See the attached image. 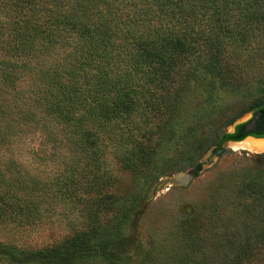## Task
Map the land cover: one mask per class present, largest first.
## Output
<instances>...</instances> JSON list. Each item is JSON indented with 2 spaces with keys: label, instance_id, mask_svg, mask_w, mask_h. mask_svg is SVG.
<instances>
[{
  "label": "trees",
  "instance_id": "1",
  "mask_svg": "<svg viewBox=\"0 0 264 264\" xmlns=\"http://www.w3.org/2000/svg\"><path fill=\"white\" fill-rule=\"evenodd\" d=\"M246 136L264 137V0H0V264H132L155 183ZM236 165L214 191L231 207L179 216L136 264H264V153Z\"/></svg>",
  "mask_w": 264,
  "mask_h": 264
},
{
  "label": "rangeland",
  "instance_id": "2",
  "mask_svg": "<svg viewBox=\"0 0 264 264\" xmlns=\"http://www.w3.org/2000/svg\"><path fill=\"white\" fill-rule=\"evenodd\" d=\"M249 118L250 114H245L239 120L246 121ZM225 130L230 131L231 127L228 126ZM35 140L36 138L32 141L27 138L26 143L30 146ZM220 149L227 151L225 156H219ZM260 153H264V149L254 151L247 148H234L230 143H224L220 148L211 147L204 153L201 158V171L197 176L193 171L188 170L161 177L139 206L138 219L130 230L129 241L122 256L132 264L138 263L152 235L163 237L170 231L171 225L179 216L189 214L197 207H208L213 196H216V203L220 207H231L225 201L226 191L220 190L218 194L214 192L219 183V174L235 169L237 161L244 156L250 157ZM121 178L123 182L127 181L126 174ZM58 231L59 227H53L43 232L29 230L17 235H19L18 240L29 243H50ZM7 236L8 234L0 231V240H6ZM219 245H221L220 240L215 238L209 240L208 253L214 259L220 251Z\"/></svg>",
  "mask_w": 264,
  "mask_h": 264
},
{
  "label": "bare ground",
  "instance_id": "3",
  "mask_svg": "<svg viewBox=\"0 0 264 264\" xmlns=\"http://www.w3.org/2000/svg\"><path fill=\"white\" fill-rule=\"evenodd\" d=\"M234 148H247L249 150H263L264 149V139H245L241 142L230 143Z\"/></svg>",
  "mask_w": 264,
  "mask_h": 264
},
{
  "label": "water",
  "instance_id": "4",
  "mask_svg": "<svg viewBox=\"0 0 264 264\" xmlns=\"http://www.w3.org/2000/svg\"><path fill=\"white\" fill-rule=\"evenodd\" d=\"M256 118H257V116H255L254 117V119L251 121V122H249L248 124H247V126L245 127V130H244V132L245 133H248L251 129H253V127L255 126V120H256ZM242 122H244V121H242V120H236L234 123H233V125H231L230 127H231V130L230 131H226L227 133H232V132H234V127H235V125H237V124H239V123H242ZM248 138H251V139H264V137L263 138H255V137H252V136H246L243 140H245V139H248ZM242 140V141H243ZM241 142V141H240ZM224 143H233V142H231V141H226V142H224ZM223 143V144H224ZM215 148V147H214ZM215 149H217V148H215ZM220 152H221V150H220Z\"/></svg>",
  "mask_w": 264,
  "mask_h": 264
}]
</instances>
